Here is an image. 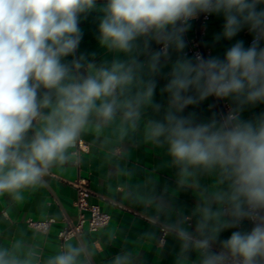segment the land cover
<instances>
[{
    "label": "clouds",
    "instance_id": "clouds-1",
    "mask_svg": "<svg viewBox=\"0 0 264 264\" xmlns=\"http://www.w3.org/2000/svg\"><path fill=\"white\" fill-rule=\"evenodd\" d=\"M91 14L100 59L80 51ZM213 15L223 18L215 40L247 30L251 44L189 57L192 21ZM210 99L209 115L197 111ZM86 136L109 156L134 139L158 149L174 180L124 185L149 227L107 264H144L169 238L172 264H264V0H0V199L46 191L83 162ZM100 252L66 236L45 255L20 235L0 244V264H95Z\"/></svg>",
    "mask_w": 264,
    "mask_h": 264
},
{
    "label": "crops",
    "instance_id": "crops-1",
    "mask_svg": "<svg viewBox=\"0 0 264 264\" xmlns=\"http://www.w3.org/2000/svg\"><path fill=\"white\" fill-rule=\"evenodd\" d=\"M222 25L223 18L213 15L206 24L205 33L201 35L203 47L210 49L209 55L223 57L225 50L236 40H243L246 47L251 44L249 43L251 36L247 30L242 31L232 41L215 40L216 35L222 31ZM80 26L84 32L80 51L97 52L100 54L97 59H100L102 52L96 41L97 21L95 14L89 15L86 20H82ZM196 28V21L194 20L192 21V28L186 34V41L187 38L195 35ZM187 55L192 57L191 54ZM163 83L164 81L161 79L159 86H162ZM159 86L157 100L161 99ZM209 103H214V101L210 99L200 106L197 111L209 115L211 111L208 109ZM260 110V107L256 109L257 112ZM91 140V136L85 137L87 149L83 151L82 163L55 175L67 180L74 179L78 174L84 176L88 179L90 188L106 199H98L95 196L89 197L91 202H97L103 210L111 214L107 227H102L95 232H88L84 229L80 236L85 240L96 241L97 245L102 248V252L95 258V264H107L108 259L116 255L121 248L130 247L137 235L149 227L146 222L147 219L143 216L114 206L109 201H116L143 214L141 209L132 205L124 197V185L128 183L136 184L143 181L145 177H158V191H161L165 188H174V180L172 170L162 167L163 157L158 149L141 145L134 139L127 141L123 149L116 148L115 155L109 156L104 149L93 145ZM122 169H130L134 172V175L131 177L122 175ZM75 196V189L68 183L59 178L51 177L46 191L40 190L28 194L25 201L20 205H10L5 199H0V244L9 243L16 237L23 235L27 242L38 243L44 250L45 255L51 254L59 246L56 237L57 229L67 221L74 222L77 219V210L73 204ZM176 203L190 209L194 204L192 193H179L176 197ZM27 217H53L56 222L49 231L42 233L27 225ZM112 228L118 230L117 239L112 243H108L106 233ZM229 235L230 232H225L222 234V238H227ZM175 247L174 241L169 238L167 246L161 247L159 250L153 248L143 254L144 264H172Z\"/></svg>",
    "mask_w": 264,
    "mask_h": 264
},
{
    "label": "built area",
    "instance_id": "built-area-1",
    "mask_svg": "<svg viewBox=\"0 0 264 264\" xmlns=\"http://www.w3.org/2000/svg\"><path fill=\"white\" fill-rule=\"evenodd\" d=\"M210 17L211 16L205 18L204 16H201L199 18L198 34L200 36L205 33V27ZM251 39L252 37L249 39V43H251ZM185 52L187 54H191L192 56H194L196 53H201L207 56L210 53V49L208 47L200 46L199 41L197 39V35L195 33L194 36L187 38V47L185 49ZM86 149L87 145L85 144L83 146V151H85ZM52 177L59 178L60 180L68 183L71 187L75 189L76 192L73 204L77 210V219L74 222L67 221L62 227L57 229L56 237L58 239L59 245L64 242V238L66 236H80L84 229L88 232H95L98 229L102 228L103 225L108 224L111 214L108 211L103 210L97 202H91L89 200V197L95 196L98 199H106L90 188L88 179L86 177L81 176L79 174L72 180H67L58 177L57 175H53ZM109 202L114 206L130 211L133 214L141 215L145 219H148L145 215L127 207L126 205H123L116 201ZM55 222L56 220L53 217L26 218V223L28 226L42 233H46L47 231H49V229Z\"/></svg>",
    "mask_w": 264,
    "mask_h": 264
},
{
    "label": "water",
    "instance_id": "water-1",
    "mask_svg": "<svg viewBox=\"0 0 264 264\" xmlns=\"http://www.w3.org/2000/svg\"><path fill=\"white\" fill-rule=\"evenodd\" d=\"M196 25H197V28H196V35H197V39L199 41V44L200 46L202 47V41H201V36L198 34V28H199V19L196 20Z\"/></svg>",
    "mask_w": 264,
    "mask_h": 264
}]
</instances>
